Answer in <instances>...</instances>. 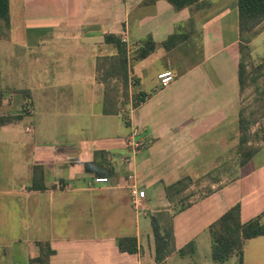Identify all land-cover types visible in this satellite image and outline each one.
<instances>
[{"label":"crops","instance_id":"0c3cea01","mask_svg":"<svg viewBox=\"0 0 264 264\" xmlns=\"http://www.w3.org/2000/svg\"><path fill=\"white\" fill-rule=\"evenodd\" d=\"M199 1L209 6L9 0L10 27L0 35V118L11 119L0 126V264H39L45 251L48 264H237L212 260L208 229L236 205L241 223L264 212V142L232 181L185 210L172 213L166 198V187L206 165L211 151L225 153L238 131L236 0ZM175 32L174 47L134 60L143 40L160 45ZM105 35L128 49L129 97L111 115L96 70L97 58L115 54ZM165 71L173 81L162 88ZM133 128L145 139L125 163ZM130 184L145 192L137 209ZM145 212L172 228L174 250L161 263ZM125 238L136 252L119 250ZM242 264H264V236L245 242Z\"/></svg>","mask_w":264,"mask_h":264},{"label":"trees","instance_id":"16d2710c","mask_svg":"<svg viewBox=\"0 0 264 264\" xmlns=\"http://www.w3.org/2000/svg\"><path fill=\"white\" fill-rule=\"evenodd\" d=\"M176 11L195 6L196 9H204L209 6L208 3H203L199 0H167ZM236 8L238 14V32L240 43L239 62H238V82L240 93L249 84L254 86L256 92L264 99V84L261 87L259 81L264 78V63L263 65L253 67L251 71H247L246 60L249 57L248 45L252 39L259 35L262 25L264 24V0H236ZM9 0H0V35H6L9 30ZM181 34L175 32L167 41L160 45L147 38L137 46V51L134 57L135 61H140L151 54L158 46L165 49H171L177 44ZM185 39V37H183ZM104 44L112 47L115 54L112 56L99 57L96 60L97 78L104 86V101L103 113L107 115L117 114L119 112V101L121 98L128 99L129 97V81H128V49L127 45L122 42L121 38L115 35H105ZM140 96V95H139ZM138 95L133 101V107L138 106ZM2 95L0 94V104ZM264 109H260L256 114H260ZM264 113V112H263ZM254 113L251 114L252 120L244 116V112H239L238 130H239V145L238 154L244 145L249 141L247 132L252 123H254ZM10 118H0V126L8 123ZM255 149H248L242 154L240 166L246 164L255 154ZM241 155V154H240ZM186 179L182 178L176 183L166 187V198L168 201H173L180 194L183 183ZM178 204V203H177ZM191 203L181 206L177 212L188 208ZM152 234L154 240V260L156 263H161L174 250V237L172 228L168 222L165 226L162 218L158 215L151 218ZM166 223V222H165ZM211 238V258L215 262H225L232 257H237V264L243 262V246L247 240L264 236V212L256 218L241 223L240 221V206L236 205L224 213L217 221H215L208 229ZM119 250L122 252H136V243L133 238H125L118 241ZM186 251V250H185ZM184 250L180 251L183 254ZM49 253L43 252L38 259L39 264H48Z\"/></svg>","mask_w":264,"mask_h":264},{"label":"rangeland","instance_id":"374dc122","mask_svg":"<svg viewBox=\"0 0 264 264\" xmlns=\"http://www.w3.org/2000/svg\"><path fill=\"white\" fill-rule=\"evenodd\" d=\"M248 49L249 57L245 62L247 71H251L253 67L263 65L264 63V24L261 27L259 35L249 43ZM261 72H264V69ZM260 84V88H262L264 78H261L259 81ZM124 104L125 102H123ZM262 108L264 109V99L260 95V92H256L255 87L249 86L248 84L240 93L238 107V112H244V116L247 118H250L252 113L255 114V122L252 123L247 132L248 143L243 146L241 153L238 154L239 130L229 132L225 153H223V150L217 152L211 151L213 156H218L219 153L222 154L220 156L221 159L213 161V156L208 155L210 158H207V164L205 165L204 162L203 167L193 169V175L185 178L186 180L183 183L180 194L174 198V202L172 200L169 201L168 207L172 213L177 212L181 206H185L202 198L236 177V166L242 160V154L248 149H255L264 142V111L256 114ZM249 120H252V117ZM236 123L238 125V122ZM143 135L145 136V133ZM145 219L151 222V213L145 212Z\"/></svg>","mask_w":264,"mask_h":264},{"label":"built area","instance_id":"2783aa9c","mask_svg":"<svg viewBox=\"0 0 264 264\" xmlns=\"http://www.w3.org/2000/svg\"><path fill=\"white\" fill-rule=\"evenodd\" d=\"M158 81L162 88L168 86L173 81L172 72L165 71L160 73L158 75ZM143 133L144 132L140 131L138 128H133L128 137L125 139L124 146L130 153V156L124 158L125 163H130L132 158L139 153L142 147V142L145 139ZM107 182L108 179L102 177H95L92 181V183L95 185L104 184ZM128 188L131 193V205L137 209L141 201L145 198V192L137 190L133 184H130Z\"/></svg>","mask_w":264,"mask_h":264}]
</instances>
